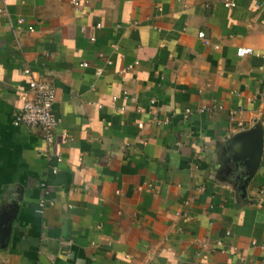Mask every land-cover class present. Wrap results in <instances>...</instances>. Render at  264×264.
Here are the masks:
<instances>
[{
    "label": "crops",
    "instance_id": "0c3cea01",
    "mask_svg": "<svg viewBox=\"0 0 264 264\" xmlns=\"http://www.w3.org/2000/svg\"><path fill=\"white\" fill-rule=\"evenodd\" d=\"M80 1L0 0V264H264L261 0ZM32 79L50 144L13 125Z\"/></svg>",
    "mask_w": 264,
    "mask_h": 264
},
{
    "label": "built area",
    "instance_id": "2783aa9c",
    "mask_svg": "<svg viewBox=\"0 0 264 264\" xmlns=\"http://www.w3.org/2000/svg\"><path fill=\"white\" fill-rule=\"evenodd\" d=\"M6 0H3L5 2ZM76 9H79L81 6L80 0H72ZM4 5V4H3ZM224 5L226 8H235L236 3L233 0H224ZM5 6L0 7V15L5 12ZM257 10L264 11V0L256 4ZM25 20L19 18L17 21L18 25H23ZM101 28V25H98ZM32 27L29 28V32H33ZM198 37L206 45H210V42L206 39L205 34L200 32ZM254 50L252 48H239L237 50V55L243 57L246 55H252ZM24 74L29 76L30 70L27 69L24 71ZM30 90L32 92L31 96L25 97L22 110L16 114L13 118V125L16 127H27L31 129H39L42 131L44 138L48 144L54 141L56 131L59 128L61 120L56 117L54 114L53 108L56 101V91L50 86V84L41 81L32 79L30 82ZM191 111H187L186 115H190ZM162 123H167L163 121ZM139 128H143V124L139 125ZM57 170H53V173H56ZM42 190L45 195L49 194V189L45 184H42ZM41 207H45V203H41ZM238 248L234 247L232 254H237Z\"/></svg>",
    "mask_w": 264,
    "mask_h": 264
},
{
    "label": "water",
    "instance_id": "95a60500",
    "mask_svg": "<svg viewBox=\"0 0 264 264\" xmlns=\"http://www.w3.org/2000/svg\"><path fill=\"white\" fill-rule=\"evenodd\" d=\"M245 141V150L250 161L247 166V178L244 186L254 177L261 162L263 153V130H257V132L249 135Z\"/></svg>",
    "mask_w": 264,
    "mask_h": 264
}]
</instances>
